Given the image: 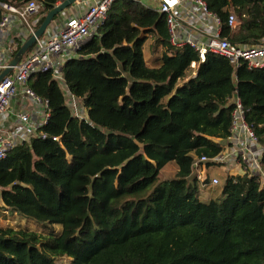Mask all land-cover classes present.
<instances>
[{"label":"trees","instance_id":"trees-1","mask_svg":"<svg viewBox=\"0 0 264 264\" xmlns=\"http://www.w3.org/2000/svg\"><path fill=\"white\" fill-rule=\"evenodd\" d=\"M27 1L0 0V20L2 3ZM37 1L38 27L62 0ZM204 1L230 42L264 38V0ZM231 12L235 27L227 23ZM149 35L161 48L157 67L143 56ZM60 75L62 81L52 71L30 76L48 120L0 160V209L60 231L0 226V264L62 257L67 264H264V182L243 173L211 185L193 167L223 151L235 93L264 148V67L234 69L211 52L200 61L189 45L170 43L165 14L116 0ZM63 88L85 118L72 112ZM169 162L175 176L158 183ZM202 186L215 188L208 198Z\"/></svg>","mask_w":264,"mask_h":264},{"label":"built area","instance_id":"built-area-1","mask_svg":"<svg viewBox=\"0 0 264 264\" xmlns=\"http://www.w3.org/2000/svg\"><path fill=\"white\" fill-rule=\"evenodd\" d=\"M116 0H85L83 10L74 16L65 18L54 34H43L35 39L31 52H26L22 58L13 66L10 73L5 75L0 81V115L7 112L11 106V100L19 92L26 95L31 101L39 106L35 108V120L31 110L16 112L13 124L0 123V160L18 144L28 142L39 126L44 125L49 117L48 104L42 100L28 85L30 76L36 72L45 73L52 71L54 77L62 81L60 75L61 66L65 60H59L65 52L72 53L81 44L91 38L106 18L107 11ZM138 1V0H135ZM143 6L151 8L153 0H139ZM187 4L184 13L194 14L200 11L203 15L202 28L194 26L192 30L182 24L180 11ZM5 10L0 20V33H6L15 20L23 22L28 37L37 28V21H33V16L40 17L42 8L41 2L29 0L26 3L14 6L2 3ZM158 13L165 14L168 27L170 43L175 47L189 45L199 55L200 61L205 60L207 52H211L225 57L236 69L241 63H245L249 69L264 67V38L259 44L241 45L230 42L221 36V20L207 8L204 0H155L153 7ZM227 23L231 27L238 24L234 13L227 17ZM184 35L181 37L179 34ZM17 45L7 37L0 35V72L8 65L11 58L17 51ZM68 54V53H67ZM195 63L191 64L194 67ZM234 104L231 121V135L235 136V145L224 146L223 151L214 158L208 159L204 156L195 159L193 167L200 182L209 180L211 185L219 183L218 175L208 176L206 173V163L219 165L220 167H237L243 173L257 176L261 183L264 182V172L261 167V156L263 148L260 146L257 136L252 127L244 118V109L237 93L232 97ZM80 101L70 93L67 95V104L72 112L81 118H85V111L79 109ZM38 118V120H36ZM230 135V136H231ZM56 139V138H55ZM218 168V167H217ZM239 173H232L237 175ZM229 175V174H228Z\"/></svg>","mask_w":264,"mask_h":264},{"label":"crops","instance_id":"crops-1","mask_svg":"<svg viewBox=\"0 0 264 264\" xmlns=\"http://www.w3.org/2000/svg\"><path fill=\"white\" fill-rule=\"evenodd\" d=\"M84 1L85 0H79L74 5L70 6L66 10H64L47 27V29L45 31V34H47V35L54 34L55 31L57 30L58 26L60 25V23L65 18H67L69 16H74V15L78 14L81 10H83V8H82L83 6L82 5H83ZM190 6H191V4H187L186 7L183 10L180 11V15H181V20H182L183 26H185L186 28H189L190 30H192V28L194 26H198L197 28H202L203 21H204L203 20L204 15L200 11H196L194 14L184 13L186 11V8H189ZM38 19H39L38 15L32 17L33 21H37ZM0 35L3 36V37H7V38L11 39L13 41V43L17 45V48H19L25 42V40L28 38V35H27L26 29H25V27L23 25V22L20 21L19 19L14 21V23L11 25L10 29L7 30V34L6 33H0ZM179 35L181 37H183L184 34L182 32H180ZM145 42L143 44V56H144L145 62L149 66L157 67L160 64L159 58H160V54H161V48L158 45V48L155 50L154 55L152 57H150V56L146 57L145 49H144ZM31 51H32V49L30 48L27 52H31ZM70 54H72V51H70V52L66 51L64 56L63 57L60 56L58 59L59 60H65L66 57L68 55H70ZM13 55L11 56V55L7 54V56L9 58H12ZM149 58H150V60H149ZM63 91L65 92V95L67 97L69 92L67 91L66 88H63ZM35 108L38 110L39 106L37 104H35V102L31 101L26 95H24L21 92H19L18 95L14 96L12 98L11 106H10L9 110L7 112H5V113L0 115V123H3L4 125L13 124V120H14V116H15L16 112H20V111H23V110H31L32 112H34L33 113V117H34V120H35ZM84 111H85V109H84ZM36 120H38V118ZM236 142H237V140H236L235 136H232V135L230 137H228L227 139H225V140H221V143L224 146L235 145ZM263 153H264V148H263ZM168 167L170 169H172L174 171V173H176L177 166H176V164L174 162L167 163L161 170L164 171ZM220 168L224 172L226 171L229 175H231L233 172L234 173H239V174L242 173L240 171V169H238L237 167L225 166V167H220ZM220 168L219 167L218 168L215 167V165L213 164V165H210V166H206L205 169H206V173H207L208 176H213V175H216V174L218 175L217 170L220 169Z\"/></svg>","mask_w":264,"mask_h":264},{"label":"rangeland","instance_id":"rangeland-1","mask_svg":"<svg viewBox=\"0 0 264 264\" xmlns=\"http://www.w3.org/2000/svg\"><path fill=\"white\" fill-rule=\"evenodd\" d=\"M154 6H155V0H153V3L150 5V7L154 9L153 8ZM157 48H158V44L155 42L154 38L149 35L144 45L146 57L147 56L152 57ZM79 109H81L82 111L84 110L81 103H79ZM215 167L220 168L219 165H216ZM217 172H218L219 183H221L223 181V178L228 176L227 175L228 173L226 171L224 172L221 168L218 169ZM174 176H175L174 171L170 169L169 167L164 171L160 170L159 177H158V183L162 182L163 180L171 179ZM220 187L221 185L218 186V188ZM212 189H215V188L213 187L211 189H208V186L207 187L202 186V188L200 187V196H202L203 199L209 197L214 191ZM3 211L4 210L0 209V226H6V225H16L17 226L18 225V226L29 227L31 229H34L42 233L49 232L50 229H52L55 233L60 231V226L58 225L45 224L44 226H39L33 223L32 221L26 220L22 216H18L16 214H11L9 212H3ZM67 262H68V259L66 257H62L56 261V264H67Z\"/></svg>","mask_w":264,"mask_h":264},{"label":"water","instance_id":"water-1","mask_svg":"<svg viewBox=\"0 0 264 264\" xmlns=\"http://www.w3.org/2000/svg\"><path fill=\"white\" fill-rule=\"evenodd\" d=\"M79 0H62L57 3L52 9H50L45 15L42 22L36 28L35 32L30 35L25 42L17 49L13 57L9 60L8 65L0 72V81L1 79L10 73L13 69V66L22 58V56L32 47L35 39L42 36L47 27L51 24L54 18L57 15H60L64 10L74 5Z\"/></svg>","mask_w":264,"mask_h":264}]
</instances>
